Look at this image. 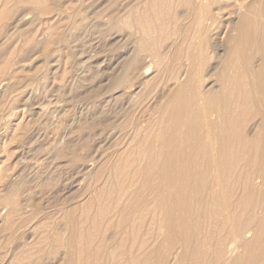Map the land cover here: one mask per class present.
<instances>
[{
  "label": "rangeland",
  "instance_id": "obj_1",
  "mask_svg": "<svg viewBox=\"0 0 264 264\" xmlns=\"http://www.w3.org/2000/svg\"><path fill=\"white\" fill-rule=\"evenodd\" d=\"M161 1L0 0V264H226L221 251L243 238L252 219L264 226L258 175L246 184L250 170L240 166L229 187L214 177L202 184V167L190 165L181 181L185 148L179 137L166 145L170 108L184 100L188 126L209 115L225 121L199 101L200 81L225 90L221 70L206 77L218 53L230 64L227 80L239 79L234 53L244 45L249 73L253 41L243 44L227 8ZM133 56L141 66L151 59L148 75L130 76ZM121 76L131 81L111 87ZM247 79L243 89L258 109ZM247 189L250 198L236 196ZM176 206L190 208L186 229H163L156 240L160 222L178 219L168 213ZM263 244L264 231L252 244L242 241L227 264H264Z\"/></svg>",
  "mask_w": 264,
  "mask_h": 264
},
{
  "label": "bare ground",
  "instance_id": "obj_2",
  "mask_svg": "<svg viewBox=\"0 0 264 264\" xmlns=\"http://www.w3.org/2000/svg\"><path fill=\"white\" fill-rule=\"evenodd\" d=\"M162 1L165 3L164 0ZM162 1L158 3V6L164 5ZM251 2L253 5L256 4L254 6L255 13L253 15L251 13ZM251 2L250 0H213L210 3L207 0H184V4L186 6H196L199 9L206 8L210 5H213V8L219 10L227 8V20L232 21H230L232 24V30H237L235 26L236 23H234L233 20L238 19L239 25L237 26H241L243 29L242 42L245 44V42L249 41L250 43V41H253V51L251 58H249V61L247 62L249 65V73L244 65L245 58L243 55L244 52H247V46L244 45L240 51L237 50V52L234 53L237 65L240 66L241 77L235 80L231 79L230 81L227 80L225 75V71L228 69L230 64L229 62H225L223 64L222 59L224 56L219 53L217 54V65L213 66V71L206 77L215 75L217 71L221 70L222 75L220 77L224 82H226L225 90L214 86V84L212 86L211 83L202 87L200 81L198 91L199 101H202L204 105L207 104L211 113H215L216 118L222 115L225 120L223 123L220 122L222 120H213L211 115H209L205 116L202 121L203 124L188 126L187 120H181V118H184L182 114L185 106H187V101L184 100L182 105H179L178 107L170 108L173 113L172 120L175 121L174 123H170L168 133L171 138L168 140L169 143L166 141V145L167 148L170 149L174 139L179 137L181 148H185L184 151L180 150L179 153H181V157L180 160H178L180 164L179 171L181 172V181L188 180L189 173L191 172L190 165H193L197 167L196 172L199 167H202L199 175L202 184H207L208 180L214 177L217 182L220 181V179L225 180V182H230V184H227L229 187L231 186V180L235 170L240 166H244L250 170V174L246 176L244 181L246 184L251 182L250 179L254 175H258L257 178L261 180V184H264V0H257V3L254 1ZM169 6H171V3ZM104 12L105 9H102L101 13L103 14ZM149 50V53L152 55V59H156L157 55L154 50ZM145 63V66H141L140 61L136 56L131 57L128 61L132 70L130 76L135 75L137 71H140L139 76L148 75L151 68V59H146ZM247 75L250 77V85L254 90L258 109L250 104L249 93L243 89L247 88V85L249 84ZM129 77L121 76L120 79L117 78L115 81H112L111 87H115V89L122 86L124 87L129 81H131V78ZM184 87L187 88L186 86H179L177 88V92L184 90ZM212 87L215 91L209 92ZM208 96L209 98L212 96L211 103L209 102V99H207ZM238 120H242V123ZM254 120H258L254 125L255 130L253 132H248L246 127ZM178 124L182 125L184 130ZM201 125L205 126L206 130ZM178 129H180L181 132L171 134ZM203 129L206 134L205 136L208 139L207 143L200 142V138L203 136ZM208 150H210L209 156ZM198 157L201 159V162H198L195 159ZM203 157L205 158L204 160H202ZM191 159H193V161H191ZM165 162L166 165L164 163L163 169L165 170L164 175L166 177L170 175L169 171L171 172L170 168H172V156L169 152L166 155ZM196 172L195 174L198 177ZM4 177H7V175H3L1 178ZM6 179L8 180V178ZM255 186H258V184L253 183L252 188ZM248 191L250 192L236 196L240 197L241 200L250 198L251 190ZM227 195L229 198L235 195L233 187L230 188ZM259 196L260 193L256 194V197ZM177 207L178 206H176V208ZM173 209L174 208H171L168 213L179 215V217L177 216L178 219L176 217L168 219L165 224L160 222V233L156 240L159 239L160 241V239L164 237L163 229L165 230L169 228L171 230H182L185 228L184 217L185 215L191 213L190 208L186 206L182 209L177 208L176 212L178 213L173 211ZM194 211L198 212L197 209H194ZM241 229V225L236 226L235 229H232V234L236 235L241 231ZM262 231H264V226L260 219L255 217V220L252 219L250 222L247 230L241 233L243 238H239L238 240L234 238L227 248H225L224 252L221 251L223 263H228L227 260L234 256L242 241L245 240L247 241V244H252L258 240ZM250 233H252V235L249 239H247ZM261 249L264 251V244ZM237 260L239 262H243L244 259L239 256Z\"/></svg>",
  "mask_w": 264,
  "mask_h": 264
}]
</instances>
